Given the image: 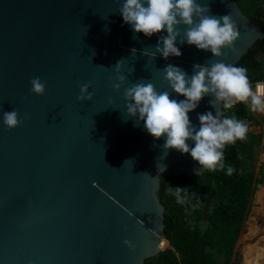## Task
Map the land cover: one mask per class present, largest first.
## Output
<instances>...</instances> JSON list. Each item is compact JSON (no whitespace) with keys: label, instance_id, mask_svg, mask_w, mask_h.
I'll list each match as a JSON object with an SVG mask.
<instances>
[{"label":"water","instance_id":"95a60500","mask_svg":"<svg viewBox=\"0 0 264 264\" xmlns=\"http://www.w3.org/2000/svg\"><path fill=\"white\" fill-rule=\"evenodd\" d=\"M122 2L0 0V264H147L172 248L162 179L206 171L190 154L166 156L165 138L155 139L127 117L123 88L112 87L114 66L124 59L125 87L151 81L183 100L161 70L173 64L191 76L194 64L218 58L178 38L182 56L151 60L143 51L154 50L167 33H135L118 12ZM209 7L217 16L231 14L239 28L236 50H223L221 58L237 65L264 30L236 0H209ZM36 77L46 85L43 96L31 92ZM84 83L94 99L80 103ZM210 99L189 114L197 127L199 113L215 114ZM13 109L22 123L9 130L2 113Z\"/></svg>","mask_w":264,"mask_h":264},{"label":"clouds","instance_id":"9594fccd","mask_svg":"<svg viewBox=\"0 0 264 264\" xmlns=\"http://www.w3.org/2000/svg\"><path fill=\"white\" fill-rule=\"evenodd\" d=\"M121 4V0H115ZM125 24L131 26L135 33H143L151 38L160 35L157 44L146 48L143 55L154 60L159 54L165 60L169 57L182 56L177 47V40L185 42L202 51H210L212 57L206 64H194L191 76L183 69L168 64L161 70L164 82L183 100L173 98L168 90L158 91L151 81L139 80L128 83V76L122 75L124 59L118 61L114 68L117 73L112 85L116 92L123 88L126 114L141 123L147 132L159 140L165 138L160 147L164 153L177 150L190 154L198 162L201 170L216 171L225 169L224 149L226 145L247 139L249 127L236 115H227L238 103L248 104L252 112L264 113V90L259 85L253 90L246 68L221 59L226 49L235 51V42L240 38V31L231 14L217 16L211 14L209 0H123L118 8ZM182 37V38H181ZM135 38V37H134ZM136 55L137 50H131ZM131 75V73H130ZM31 92L43 96L46 85L39 77L31 81ZM90 83L80 85L77 100L80 103L93 101ZM205 97H211L209 105L215 109L198 114L199 127L194 125L189 114L196 111ZM114 101L109 99V104ZM3 123L9 130H15L22 123L19 112L15 109L2 113ZM138 117V119H136ZM127 119H125V122ZM193 142L194 146L189 142ZM156 147V145H153ZM160 172L166 170V166ZM200 175L198 169H194ZM234 168L227 167V174L232 175ZM177 203L183 204L187 199V189L175 188L172 193ZM124 244L130 251H135L131 241Z\"/></svg>","mask_w":264,"mask_h":264},{"label":"trees","instance_id":"16d2710c","mask_svg":"<svg viewBox=\"0 0 264 264\" xmlns=\"http://www.w3.org/2000/svg\"><path fill=\"white\" fill-rule=\"evenodd\" d=\"M242 12L264 30V0H236ZM247 69L252 86L264 82V39L255 43L237 64ZM260 126L264 118L239 103L227 115ZM251 126V125H250ZM244 141L226 145L225 169L206 171L192 178H163L159 193L165 206L167 248L147 264H240L235 249L256 190L262 182L258 150L263 134L251 131ZM234 168L232 175L227 167ZM261 170V168H260ZM175 188L187 189V199L177 203Z\"/></svg>","mask_w":264,"mask_h":264},{"label":"crops","instance_id":"0c3cea01","mask_svg":"<svg viewBox=\"0 0 264 264\" xmlns=\"http://www.w3.org/2000/svg\"><path fill=\"white\" fill-rule=\"evenodd\" d=\"M260 117L264 118V113L258 114ZM247 125L250 126L251 131L256 132V133H262L263 134V141H262V147L258 150V158L259 160H261V162L258 161V168H257V172L261 171V175H262V182L258 183L261 184V187H264V160L261 156V154H264V121L262 120V122L260 123V126L258 125H252L251 122H247ZM258 127L260 131H256L255 128ZM261 156V159H260ZM261 168V170H260ZM261 187L259 189H257V185H256V190L253 194V198L249 207V213L247 215V218L244 222L243 225V232L240 235V238L238 240L243 241L242 244V256H243V260L241 261L240 258V254L237 252V246L235 249V253L238 254L239 259H240V264H244L245 262V256H244V250L247 246L249 245H254L255 243H257L256 245H254L255 247H259L261 249L264 248V241L261 240L262 238H264V192L260 193L261 191ZM256 200V201H255ZM249 223H253L255 224V231L253 233H251L249 235V231H248V225ZM245 234L242 236V234ZM249 235L250 238H247V236ZM260 239V240H259ZM237 242V244H238ZM255 257H257V255L255 254ZM263 264V263H262Z\"/></svg>","mask_w":264,"mask_h":264},{"label":"bare ground","instance_id":"6f19581e","mask_svg":"<svg viewBox=\"0 0 264 264\" xmlns=\"http://www.w3.org/2000/svg\"><path fill=\"white\" fill-rule=\"evenodd\" d=\"M260 193H262V192L260 191L259 194ZM251 229H253V228H251ZM254 230L255 229H253L251 231H254ZM251 233H253V232H250L249 235ZM249 235L247 236V238H250ZM261 240L264 241V238H262ZM256 244H254V245H256ZM254 245L245 248V250H244V256H245L244 264H262V263L264 264V248L261 249L259 247H255ZM162 246H163V248L168 247L169 243L166 241ZM255 254L257 255V257H255Z\"/></svg>","mask_w":264,"mask_h":264},{"label":"rangeland","instance_id":"374dc122","mask_svg":"<svg viewBox=\"0 0 264 264\" xmlns=\"http://www.w3.org/2000/svg\"><path fill=\"white\" fill-rule=\"evenodd\" d=\"M258 114H261V115H262L263 113L258 112ZM255 130H256L257 132L260 131L258 127H256ZM261 156H262V158H263V160H264V154H261ZM261 156H260V159H261ZM259 162H261V160H259ZM261 192H264V187L261 188ZM251 228L255 229V224H253V223H249V225H248V231H249V233L255 231V230H254V231H251V230H253V229H251ZM250 229H251V230H250ZM243 235H245V234L243 233L242 236H243ZM243 241H244V238H243L242 241H239L238 244H237V252L240 254L241 261L243 260V256H242V247H241L242 244H243ZM255 244H256V243H255ZM249 246H253V245H249ZM249 246H247V247H249Z\"/></svg>","mask_w":264,"mask_h":264},{"label":"built area","instance_id":"2783aa9c","mask_svg":"<svg viewBox=\"0 0 264 264\" xmlns=\"http://www.w3.org/2000/svg\"><path fill=\"white\" fill-rule=\"evenodd\" d=\"M257 85H259L260 88H261L262 90H264V82H256V83L253 85V90L256 89V86H257ZM238 104H239V103H238Z\"/></svg>","mask_w":264,"mask_h":264}]
</instances>
